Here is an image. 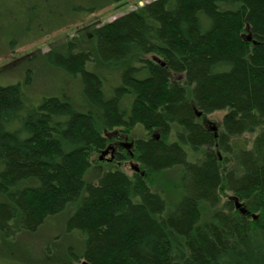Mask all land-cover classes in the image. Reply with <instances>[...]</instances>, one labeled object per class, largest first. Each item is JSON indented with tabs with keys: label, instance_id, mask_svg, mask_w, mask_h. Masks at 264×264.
I'll return each mask as SVG.
<instances>
[{
	"label": "trees",
	"instance_id": "trees-1",
	"mask_svg": "<svg viewBox=\"0 0 264 264\" xmlns=\"http://www.w3.org/2000/svg\"><path fill=\"white\" fill-rule=\"evenodd\" d=\"M44 1L15 0L30 15L27 43L125 0H56L53 11ZM82 31L42 56L76 83L73 99L61 90L35 101L26 83L0 85L3 240L69 211L80 264H264V0H154ZM91 64L118 79L106 86ZM218 112L215 133L202 119ZM138 127L143 138L87 182L92 157ZM131 159L138 172L128 175ZM172 170L165 198L153 178Z\"/></svg>",
	"mask_w": 264,
	"mask_h": 264
},
{
	"label": "rangeland",
	"instance_id": "rangeland-1",
	"mask_svg": "<svg viewBox=\"0 0 264 264\" xmlns=\"http://www.w3.org/2000/svg\"><path fill=\"white\" fill-rule=\"evenodd\" d=\"M154 0H125L120 4L111 5L107 8H100V11L84 16L82 21L60 30H56L48 35H42L38 40L33 42H25L24 29L29 25L28 16H30L20 5L16 4L15 0H0V40L1 42L10 41L24 42L13 50L6 46L0 45V85L20 83L27 84L26 97L37 101L41 96L54 95L61 90L65 91L69 97H76L77 86L74 81L64 80L63 76L54 72L53 69L47 66L42 56L50 50L52 46L62 45L73 39L75 33L84 32L86 28L95 25H104L110 23L116 18L125 15L131 11L139 9L141 6L148 4ZM84 4L87 8L100 7L105 4L106 0H69V3ZM56 0H46L42 2L44 7L54 10ZM65 5L64 2L60 3ZM102 9V10H101ZM68 13L65 14V17ZM65 20V18H64ZM66 22V20H65ZM48 26H51V21H47ZM33 32H36L37 26L30 27ZM80 30L79 32H77ZM35 35L26 36L31 39ZM86 34H82L81 39ZM84 40V39H83ZM154 57V56H148ZM31 70L30 77L26 78V69ZM86 69L97 74L101 73L107 79V85L111 86L118 79V72L114 69L103 68L101 66L86 65ZM57 95V94H55ZM49 96V95H48ZM78 97V96H77ZM79 99L76 100V104ZM223 112L214 113L202 119V123L210 128L216 127V132L220 130ZM141 128H136L128 138L120 137L116 140L115 145L128 144L133 138H143ZM252 136L246 135L240 138L237 142L239 145H248ZM117 143V144H116ZM120 150V149H119ZM118 150V152H119ZM123 154L126 148L122 149ZM105 158V159H104ZM103 159L99 155L92 157V166L86 174L87 182H95L97 178L113 165L110 155ZM131 160L127 161L122 167L123 171L131 175L130 169ZM168 173V172H167ZM178 171L172 170L171 173L162 174L153 178L155 186L151 189L160 192L165 198L168 195L173 196V193L168 192L167 181L177 177ZM231 195L226 193L222 195L221 200L224 202ZM69 217V211H65L56 216L48 218L35 232H22L16 236L3 240L0 236V264H80L74 262L71 258V253L79 255L80 243L76 239V235L66 231V221Z\"/></svg>",
	"mask_w": 264,
	"mask_h": 264
},
{
	"label": "water",
	"instance_id": "water-1",
	"mask_svg": "<svg viewBox=\"0 0 264 264\" xmlns=\"http://www.w3.org/2000/svg\"><path fill=\"white\" fill-rule=\"evenodd\" d=\"M249 40H250V37L248 36V37L246 38V41H249ZM200 115H201L200 112H197V113H196V117H197V118H199ZM210 130H211V131H214V132L216 133V127H212V128H210ZM104 154L106 155L107 153L105 152ZM100 159H101V158H100ZM130 167L132 168L133 171L138 172V167H137V165H134V164H133V165H131ZM231 201H233L235 209L238 210L239 213H241L242 215H244L245 212H246V210H245V207L243 206V204L240 203L236 197H231Z\"/></svg>",
	"mask_w": 264,
	"mask_h": 264
},
{
	"label": "flooded vegetation",
	"instance_id": "flooded-vegetation-1",
	"mask_svg": "<svg viewBox=\"0 0 264 264\" xmlns=\"http://www.w3.org/2000/svg\"><path fill=\"white\" fill-rule=\"evenodd\" d=\"M117 144V143H116ZM124 147V144H120V145H115V143H113L112 145H110L108 148H107V150H106V153H108L109 151H111L110 152V156H111V159H114L115 158V154H117L118 153V150L119 149H121V148H123ZM132 147V146H131ZM131 150H132V148H131ZM113 154H114V158H113ZM132 154H131V158H132ZM130 164L131 165H138V164H136V163H134V161L131 159V162H130ZM138 167V166H137ZM132 169V168H131Z\"/></svg>",
	"mask_w": 264,
	"mask_h": 264
}]
</instances>
